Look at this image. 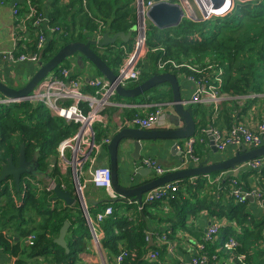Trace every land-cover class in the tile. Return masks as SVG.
I'll return each instance as SVG.
<instances>
[{
  "label": "trees",
  "instance_id": "1",
  "mask_svg": "<svg viewBox=\"0 0 264 264\" xmlns=\"http://www.w3.org/2000/svg\"><path fill=\"white\" fill-rule=\"evenodd\" d=\"M29 4L49 17L50 26L59 27L41 52L45 62L73 40L100 38L107 30L112 33L128 31L137 23L136 0H43V4L41 0H24L19 15L29 11ZM15 23L20 25L24 19ZM27 23L30 40H26L24 32L25 38L19 40L16 55L39 51V36L44 30L42 26L34 27L31 21ZM132 46L133 40L128 44V51ZM147 47V64L140 65V78L128 82L130 86L164 71L178 76L185 74L207 83L221 76L220 94L227 99L215 120L214 111L206 105H189L194 116H202L203 128L209 117L210 127L229 131L240 122L235 117L240 106L241 114H247L257 105L264 115V0H234L226 13L208 17L202 13L184 16L178 26L164 29L149 22ZM125 50L121 46H110L101 56L117 71L128 55ZM159 62L167 63L161 68ZM69 66L70 59L56 70ZM171 94L170 89L152 98L157 102L167 101L172 99ZM4 98L0 92V251L14 257L16 264H28L29 260L41 255L45 256L44 264H81L77 262V255L87 249L91 239L84 211L77 196L72 205H61L62 201L51 187L54 184L68 186L72 181L70 171L64 173L62 170L59 152L60 143L72 135L65 127L66 119L43 104L2 102ZM94 129L96 141H99L101 133L96 126ZM22 148L28 164L19 183L14 175L1 178V170L10 157L15 166L21 163ZM67 155L70 157L69 152ZM194 155L198 158L202 155L196 146ZM250 174L260 177L259 198L264 202V165L242 172L244 177ZM233 179L237 177L229 175L220 183L210 182L205 175L184 178L177 181L178 188L164 199L145 201L142 206L133 202L126 213L119 211V203H112L113 213L103 222L106 236L100 243L112 257L124 249L126 255L121 264H176L167 250L168 242L163 245L154 242L149 247V234L153 233L154 238L166 234L173 241L177 229L186 228L187 220L205 209L212 215L235 220L242 233L226 234L223 241L220 236L211 240L205 236L201 241L203 253L210 259L222 253L237 257L243 254L246 259H239L242 263L256 264L251 246L264 241V217L262 221L253 220L247 208L249 196L243 202L235 198L231 186ZM237 180L245 190L251 191L249 184L243 185ZM215 190L219 194L217 199L213 195ZM66 220L71 223L67 235L68 253L55 242ZM30 235L35 236L34 243L26 244ZM230 238L237 240L239 245L229 246ZM153 252L158 253L156 259L149 257Z\"/></svg>",
  "mask_w": 264,
  "mask_h": 264
},
{
  "label": "crops",
  "instance_id": "2",
  "mask_svg": "<svg viewBox=\"0 0 264 264\" xmlns=\"http://www.w3.org/2000/svg\"><path fill=\"white\" fill-rule=\"evenodd\" d=\"M11 7H12L11 0L9 1V3L6 2V4L1 5L0 3V79H2L4 82L8 83L13 87L19 88L27 84L30 78L34 75V73L38 69V62H32L29 60L22 62L12 61L11 59H8V57L2 56L3 54L15 50L18 47V43L22 40V37L20 34L17 37V32L18 33L21 32L23 34L26 30H28L27 27L19 31H13L14 28L18 29L17 28L18 25L15 23V21H17L18 19L16 16L12 15L13 12L11 11ZM109 32L110 35L114 34L110 30ZM95 38L97 39L98 37H93L90 39H95ZM134 38H135V32H133L130 41L133 40L134 42ZM128 44L129 43H123L119 40L114 47L121 46L124 49H126L125 52L128 53L129 52L127 49ZM94 48L96 50H99L97 47ZM145 59L143 62L147 64V60ZM65 68L71 70L73 74H75L78 78H80V80L84 84H86L83 88L85 92L86 91L93 92V89L89 84V81L90 79H92V77L102 76L101 74H98V72L95 70H91V71L81 70L78 61L75 58L70 59V66ZM179 79L181 84L182 95L188 97L191 100L197 88L196 82L190 76H187L185 74L179 75ZM129 83H127L126 86L133 87L132 85L130 86ZM155 88L156 89L154 90L151 89L145 94H142L132 99H122L116 93L112 96L111 98L112 103L103 111L102 116L95 123V126L99 129L101 133V138L99 141H97L98 144L92 154V160L85 163L84 166L80 168L81 172L79 174L80 175L79 181L84 186L81 194L78 193L76 188L77 182L73 174V165L68 163L62 164L63 172L65 173L67 171H70L72 178V181L69 182L68 186L66 184L63 185L64 189L70 190L73 196H77L82 206V209L84 208L85 205L88 207L90 216L93 219H95L96 214L100 210H103L107 206L113 207L114 204L112 203H119V207H118L119 211L122 213H126L129 211L133 202H135L132 201V199L130 201H124V200L115 201L114 198H117V195L113 192L112 187L110 189L96 187L90 180L95 167L102 165L110 167V155L107 150V144L110 142L112 136L124 127H137V126H128L126 123L127 120L135 115H142V116L146 115L148 112L153 111L152 110L153 107L161 108L164 114L165 119L160 126L166 128L168 127L172 128V124L169 120V117L172 115V113H174V109L172 108V106H165V105L162 106L160 105L161 102H157L155 101L154 98H152L158 92H169L170 86L165 84ZM226 99L227 96L221 94V101L217 105L211 102L198 103V104L206 105L210 110L212 109L214 111L213 119L215 120L216 117H218L220 109L223 107L222 104L224 100ZM189 105H196V104L192 102L186 104L185 107L188 110H190ZM241 112H242V107L240 106L235 111V117H238L237 119L240 122L250 126L254 130H257L258 126L262 124L264 121V115L262 112H259V107L257 105H254V107L250 111H248V113L245 115L241 114ZM201 117L198 115L194 116L197 123V131L196 134L193 136V138L196 139V142L194 144V150L196 146L197 152L199 153L201 152L202 154L201 158H198L197 162H194V160L192 159L189 160V158H187L188 156L187 146L189 140H186L181 144L180 147L182 152L181 155L179 152L172 153L170 151V146L164 145L162 140H147L144 141L142 145L143 147L140 152L141 154L140 159H136L135 157H133L131 155V151L126 155L120 153V159H119L120 182L126 183L129 181L128 177L133 176L136 182L145 183L154 179L157 176H160L158 172H156L154 168H152L148 163H144V161H142L143 159L146 162L150 160L156 161L157 164H159L164 168L165 170L164 173H167L173 170H178L180 168L197 165L198 163H200L201 161H203L208 157L210 158L209 163H213L222 160L224 158H228L240 148L241 145L240 146L229 145L227 146L226 150L224 151L218 150L217 152H215L212 149V144L209 134L207 133V131L206 132L203 131L204 129L208 130V128H210L209 117L206 118L208 120L205 124L206 128H203ZM105 139L106 140L108 139L109 141L105 142ZM263 144H264V140L262 145ZM246 145L252 147V145L250 144H246ZM197 155L199 157L200 154L197 153ZM243 166H244L243 170L241 169L242 167H240V171L234 177H237V179L242 181L243 185L249 184L251 187V191L245 190V188L242 185L241 186L239 185L237 179H233L231 184L232 194H233V190H235L238 187L243 189L244 192L250 193L247 208L253 214V217L252 216L251 217L253 218L254 221L256 222L262 221V218L264 217V202L258 196L251 194V192L253 191L256 192L257 190H259L260 177L255 176L254 174H250L244 177L242 175V172L249 169V166L247 164ZM150 169L152 171H150ZM140 170L142 171V173L140 172ZM230 173H233V171L228 170L226 172H222V173L220 172L219 175L211 173L205 176L208 178L210 182L220 183L221 181L223 182V178L228 177ZM213 193L215 199H217L219 197L218 190H215ZM145 197H146V193L143 195L144 200ZM135 204L139 205L138 203ZM61 205H66V204L64 202H61ZM107 218H105V220ZM105 220H103L101 223L97 225L98 230H100V232L103 233V237L106 236L105 233L106 231L103 227V222ZM215 224L219 225L220 227L219 230L221 228H224L225 229L224 232H226V234L229 235L231 234V232L229 231L231 227H233L234 230H236L235 234L242 233L241 227L236 224L235 220H230L224 215L222 217L212 215L210 214L209 210L203 209L198 214L197 217L191 216L187 220L186 228L182 230L177 229V233L175 234L176 238H174L173 241H170L168 239L167 250L170 253L173 261L176 264H181L182 262L184 264H191L190 260L192 259L193 256L204 255L203 250L200 249L202 244L201 241L203 238H205L208 227ZM153 242L159 245L164 244V242H162L159 239L158 235L156 238H154L153 236ZM262 242H263L262 244L260 241L258 244L255 243L251 246L252 249L251 254H253L254 261L256 262V264H264L263 262L264 253L262 252V250H264V241ZM149 243H150V237H149ZM26 244H29L28 238L26 239ZM123 250L121 249V252ZM77 256H78L77 262L81 264H114L116 262V257H117V256L112 257L111 255H109L108 252L103 248L102 244L101 243L97 244L96 242H94L92 238L90 239L87 245V249L80 252ZM208 259L212 261L214 264H247L246 262L242 263L240 261L241 259L242 260L246 259V256L243 254H240L237 257L236 255L235 256L232 254L224 255L222 253V254L214 255L212 259L210 258ZM15 260L16 259L11 255H9L8 253H4L0 251V264H16ZM42 263L43 264L45 263L44 255L39 256L36 260L31 259L28 262V264H42Z\"/></svg>",
  "mask_w": 264,
  "mask_h": 264
},
{
  "label": "built area",
  "instance_id": "3",
  "mask_svg": "<svg viewBox=\"0 0 264 264\" xmlns=\"http://www.w3.org/2000/svg\"><path fill=\"white\" fill-rule=\"evenodd\" d=\"M12 7L14 9V15H19V8L22 6L24 0H11ZM171 2H182L181 0H169ZM6 0H0L1 4H6ZM155 0H136L137 6V22L138 28L135 32V38L133 42L132 49L129 51L127 57L124 59L123 63L118 69L117 81L126 85L128 82L137 81L141 75L140 65L146 58L148 47H147V26L149 20L146 16L147 10L155 4ZM140 7V8H139ZM32 12L34 15L36 13L42 15L37 17L38 20L36 24L34 21L32 25L34 27L42 26L41 34L38 41V52L25 54L22 53L18 57L15 50L7 52L2 56L8 57L12 61H32L37 62L39 60L40 54L45 48L47 41L53 37L54 33L59 30V27H52L49 24V17L43 16V13H39L37 9H32L29 6V15ZM190 13V12H189ZM191 14V13H190ZM29 18V17H27ZM24 19V23L25 20ZM42 22V23H41ZM49 25L51 28L47 30L45 26ZM26 28V27H25ZM167 62H159V66H163ZM222 70L219 71V74ZM73 72L65 67H60L57 70L51 71L48 76L42 79L36 88L29 94L25 99H14V100H2V102H21V101H31L37 104H43L45 107L51 109L54 113L66 119L68 122H73L77 125V130L75 133L65 138L59 145V152L62 158V164L73 165V174L77 182L76 188L79 194L83 191V185L79 181L81 167L85 163L92 160V154L97 147L96 132L94 129L95 123L100 119L103 111L112 103V96L115 94V84H110L109 81L102 76H95L90 79L89 84L93 89V92H85L83 90L84 84L80 78ZM197 84L195 93L193 94L190 102L192 103H207L211 102L217 105L221 101L220 87L223 84V79L221 76H217L214 82L207 83L201 79H195L190 76ZM165 117L161 108L157 107L155 110L148 112L146 115H135L127 120L128 126H137L141 128H157L161 127V123L164 121ZM204 132L211 131L214 136L215 146L219 151L226 150L229 145L240 146L242 144H250L252 147H257L262 145L264 140V121L260 124L257 130H254L250 126L239 122L235 124L229 131H220L216 128L210 127L208 130H203ZM202 140V139H201ZM109 140L105 139V142ZM196 142L195 138H190L187 146V158L189 160L198 161V157L194 155V144ZM70 153L68 157L67 153ZM147 163L154 168L159 175L164 174L165 170L162 166L156 163L154 160L147 161ZM251 168H260L264 165V157L254 159L247 163ZM91 182L100 188L110 189L112 187V176L111 169L109 166H97L94 168ZM53 188L54 185H51ZM178 188L177 182L167 183L164 186L155 188L146 193V202H152L156 200H162L166 197L169 192L175 191ZM250 193H246L241 188H236L233 190V195L239 202L245 201L246 197ZM251 194L260 197L261 191L251 192ZM84 215L86 217L87 223L91 230V238L97 244H100L101 239H103V233L98 230V224L101 223L105 218L109 217L113 213V207L107 206L103 210H100L95 219L90 216L88 207L85 205ZM219 225H211L208 227L206 232V239H213L219 237L220 230ZM226 234V233H225ZM223 234V235H225ZM29 243L33 244L35 240L34 235L28 237ZM162 242H168L166 234L159 237ZM229 246L235 247L239 243L234 238H230L228 242ZM200 249H203V244H201ZM126 252L123 250L117 257L114 264H121ZM158 256L157 252L149 254L151 259H156ZM242 260V259H241ZM183 263V262H182ZM181 263V264H182ZM191 264H213L209 261L207 256L195 255L190 260ZM184 264V263H183Z\"/></svg>",
  "mask_w": 264,
  "mask_h": 264
},
{
  "label": "water",
  "instance_id": "4",
  "mask_svg": "<svg viewBox=\"0 0 264 264\" xmlns=\"http://www.w3.org/2000/svg\"><path fill=\"white\" fill-rule=\"evenodd\" d=\"M210 2V12L208 11L209 9L207 10L201 4L206 17L210 14L226 13L233 6L234 0H210ZM226 5L227 8L221 10ZM146 16L149 22L161 29L178 26L184 16L193 17V15L189 13L186 3L171 2L169 0H159L155 2V4L147 10ZM137 28L138 22L127 32L118 31L110 35L109 31H105L101 38L88 39L87 41L73 40L62 46L56 54L46 62L43 60L41 54L38 60V69L27 84L16 88L0 79V92L6 97V100L25 99L36 88L38 83L48 76L51 71L59 67L64 61L72 58L77 59L81 70H95L98 74H101L102 77L106 78L110 84H115V93L122 99L138 97L151 89H156L155 87L165 84L170 86L172 99L170 101H162L160 105L172 106L174 109V113L169 117L172 128L157 127L146 129L141 127H124L114 134L107 144V150L110 155L112 189L117 195V198H114L115 201H130L132 199V201L138 203L139 206H142L145 202L143 198L145 193L164 186L167 183L179 181L188 177L193 178L216 172L222 173L228 170L233 171V173H230V176H236L240 171V167H242L241 169L243 170V165H246L254 159L264 157V144L257 147H249L246 144H242L233 155L213 163H209L210 158L208 157L197 165L164 173L145 183L136 182L133 176L128 177L129 181L126 183L120 182V153L126 155L131 151L133 157L140 159V152L144 141L162 140L164 145L170 146V151L172 153L179 152L181 155V144L192 138L197 131L196 120L192 112L185 107V105L190 102V99L182 95L180 79L177 74L167 71L158 72L133 87H127L117 81L118 72L108 65L101 56L103 51H107V48L110 46H115L119 40L123 43H129L133 32H136ZM94 47H98L99 50H96ZM207 133L211 140L212 149L217 152L218 149L215 146L213 134L211 131ZM142 161L147 163L144 159ZM27 164L24 148H22L21 163L15 166L12 162V157H10L8 164H5L1 170V178L7 175H14L18 184L21 174L26 172ZM150 171L152 170L150 169ZM140 172L142 173L141 170ZM53 189L56 196L66 205H72L77 200L70 190L64 189V187L59 184H55ZM70 225V221L66 220L60 228L59 235L55 238V242L64 248L66 253L70 252V246L66 239ZM153 243V235L150 234L149 247Z\"/></svg>",
  "mask_w": 264,
  "mask_h": 264
},
{
  "label": "rangeland",
  "instance_id": "5",
  "mask_svg": "<svg viewBox=\"0 0 264 264\" xmlns=\"http://www.w3.org/2000/svg\"><path fill=\"white\" fill-rule=\"evenodd\" d=\"M7 1V3H9V1L10 0H6ZM182 2H184V3H186L187 4V7H188V10H189V12L191 13V15H193V16H196V14H203V16H205V14H204V9H203V6L201 5H199V3L196 1V0H181ZM180 2V1H179ZM40 3V2H39ZM41 4H43V0H41ZM2 5V4H1ZM29 6H30V8H32V9H35L36 7L33 5V4H29ZM11 11L13 12L12 13V15H14V9H13V7H11ZM21 11V10H20ZM22 15H14V16H16L17 17V19L19 20L20 18H22V19H25V18H27V17H29V18H27L26 19V21L27 22H30L31 21V23L34 21V23L36 24V22H37V20H38V18L37 17H39L40 18V16L42 17V15H40V14H38V13H36L37 15H34L32 12H30V15H29V13L28 12H26V11H23L22 13H21ZM43 16H47L45 13L43 14ZM25 21V23H22V24H20V25H18V29H16V28H14L13 29V31H19V30H21V29H23V28H25L26 26H27V22ZM42 23V22H41ZM45 26V25H44ZM46 27V29L47 30H50L49 28H51L49 25H46L45 26ZM29 29V28H28ZM27 31V30H26ZM25 31V35L27 36V38H26V40H30L29 39V34L27 33ZM21 35V37H22V39L23 38H25V36H24V34H22L21 32H17V37H18V35ZM23 35V36H22ZM130 51V50H129ZM129 53V52H128ZM25 54H27V53H25ZM19 55H17V57H18ZM162 70V69H161ZM65 127H68L69 129H70V131H71V134H73V133H75V131L77 130V125L75 124V123H73V122H68V121H66V123H65ZM225 231V229L224 228H221L220 229V241H223V234L225 233L224 232ZM229 231L231 232V233H236V230H234V228L233 227H231L230 229H229Z\"/></svg>",
  "mask_w": 264,
  "mask_h": 264
},
{
  "label": "bare ground",
  "instance_id": "6",
  "mask_svg": "<svg viewBox=\"0 0 264 264\" xmlns=\"http://www.w3.org/2000/svg\"><path fill=\"white\" fill-rule=\"evenodd\" d=\"M196 1L199 3V5L202 4L204 6V8H206L207 10L209 9L208 10L209 12L211 11V9H210V3H211L210 0H196ZM225 8H227V5L224 6L221 10H224Z\"/></svg>",
  "mask_w": 264,
  "mask_h": 264
},
{
  "label": "flooded vegetation",
  "instance_id": "7",
  "mask_svg": "<svg viewBox=\"0 0 264 264\" xmlns=\"http://www.w3.org/2000/svg\"><path fill=\"white\" fill-rule=\"evenodd\" d=\"M41 55V54H40ZM38 62V61H37ZM55 185V184H54Z\"/></svg>",
  "mask_w": 264,
  "mask_h": 264
},
{
  "label": "clouds",
  "instance_id": "8",
  "mask_svg": "<svg viewBox=\"0 0 264 264\" xmlns=\"http://www.w3.org/2000/svg\"><path fill=\"white\" fill-rule=\"evenodd\" d=\"M201 6V5H200Z\"/></svg>",
  "mask_w": 264,
  "mask_h": 264
}]
</instances>
